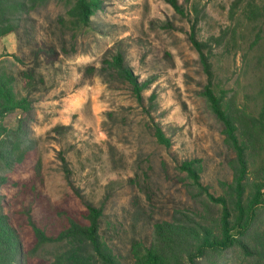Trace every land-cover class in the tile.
<instances>
[{"label": "rangeland", "instance_id": "374dc122", "mask_svg": "<svg viewBox=\"0 0 264 264\" xmlns=\"http://www.w3.org/2000/svg\"><path fill=\"white\" fill-rule=\"evenodd\" d=\"M93 1L82 27L70 21L73 0L26 2L14 30L0 35V70L13 75L14 90L29 105L26 112L14 109L0 118L8 130L21 116L26 131L22 160L0 172L26 178V202L31 200V212L48 230L56 226L55 208L82 218L83 205L71 187L99 205L100 235L130 264L132 244H148L155 221L170 220L176 209H201L203 194L180 168L181 160L194 161L210 193L222 192L221 182L231 178L233 150L203 94L206 77L189 37L193 3L195 37L205 39L232 23L230 0H175L179 8L169 0ZM247 39L246 29H237L233 47L215 45L210 58L214 91L222 100L233 95L238 106L250 87L241 60ZM117 52L135 79L146 81L139 99L131 84L104 64ZM154 125L168 145L158 141ZM261 160L256 156L250 170ZM12 186L5 184L0 192L25 242L22 190Z\"/></svg>", "mask_w": 264, "mask_h": 264}, {"label": "trees", "instance_id": "16d2710c", "mask_svg": "<svg viewBox=\"0 0 264 264\" xmlns=\"http://www.w3.org/2000/svg\"><path fill=\"white\" fill-rule=\"evenodd\" d=\"M31 1L0 0V35L14 30L17 12L26 10V2ZM169 1L179 8L175 0ZM94 6L93 0H73L67 9L72 24L86 25ZM192 9L194 19L189 37L206 77L203 94L222 122L224 139L233 150L228 159L231 178L221 182L222 192L210 193L200 182L194 161L181 160L180 168L185 170L199 195L203 194L201 209L194 212L176 209L170 220L155 221L149 243L132 244L130 264H226L228 260L233 264H264V0H230L227 10L232 23L205 39L195 37L196 3ZM240 28L246 29L249 38L241 60L249 72L250 87L238 106L233 95L222 100L214 91L215 75L210 58L215 45L226 50L233 47ZM104 64L129 82L136 98H140L146 81L135 79L120 53L104 60ZM13 81L11 73L0 70V118L14 109L26 112L29 108L27 98L14 90ZM21 119L19 116L15 129L5 130L0 124V132H5L0 138V168L11 170L26 152V131L20 125ZM153 130L158 141L168 145L159 126L154 125ZM256 156L262 159L261 164L250 170ZM34 170L38 172V165ZM68 173L65 168L67 182ZM5 184L22 190L19 192L24 199L21 215L28 238L23 241L11 215L4 209L6 200L0 192V264H123L99 233L101 207L83 199L74 188L71 187L84 208L82 218L55 208L51 216L56 226L48 230L31 212V200L26 202V178L13 179L0 172V187ZM33 257H38L39 262H32Z\"/></svg>", "mask_w": 264, "mask_h": 264}]
</instances>
